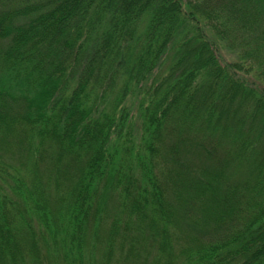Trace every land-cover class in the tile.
Here are the masks:
<instances>
[{
  "label": "trees",
  "instance_id": "trees-1",
  "mask_svg": "<svg viewBox=\"0 0 264 264\" xmlns=\"http://www.w3.org/2000/svg\"><path fill=\"white\" fill-rule=\"evenodd\" d=\"M0 43V264H264V0H0Z\"/></svg>",
  "mask_w": 264,
  "mask_h": 264
},
{
  "label": "rangeland",
  "instance_id": "rangeland-1",
  "mask_svg": "<svg viewBox=\"0 0 264 264\" xmlns=\"http://www.w3.org/2000/svg\"><path fill=\"white\" fill-rule=\"evenodd\" d=\"M0 45H1V43H0ZM221 52L226 58H233L234 59L236 57V53H231L229 51V48L225 44L221 45ZM133 109L136 111V105L133 107ZM138 121L139 120L137 118H135L134 122H133L135 124L136 131H137V128L140 126V123L138 124ZM1 152H2V155L4 156L5 160L9 164H12V166H19L18 159H17L18 155L16 153H10L9 151H1Z\"/></svg>",
  "mask_w": 264,
  "mask_h": 264
}]
</instances>
